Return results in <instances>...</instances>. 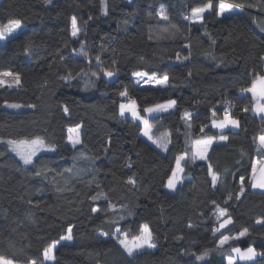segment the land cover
<instances>
[{
    "label": "trees",
    "instance_id": "1",
    "mask_svg": "<svg viewBox=\"0 0 264 264\" xmlns=\"http://www.w3.org/2000/svg\"><path fill=\"white\" fill-rule=\"evenodd\" d=\"M228 2L245 7L230 16L206 13L202 27L182 17L207 0H108L106 16L101 13V0H2L0 24L19 19L24 30L0 45V71L20 72L22 79L20 87H0V138L41 136L57 150L42 152L32 165H24L5 143H0V254L14 256L19 264L36 258L39 264L43 249L60 241L73 226L72 243L56 249L53 264H226V258L217 251L221 233L214 236L213 230L227 217L216 219V205L227 208L233 220L232 225L221 229L229 237L222 251L235 246L264 251V225L256 224L264 219V191H254L248 183L258 156L252 138L264 134V122L251 110L243 111L246 106L251 108V95L240 98V89L250 86L249 74L264 73V61L260 59L264 56V32L260 30L264 0ZM216 4L213 0L214 10ZM161 7L167 10L170 21L156 15ZM73 15L84 29L79 40L71 36ZM166 26L169 32L162 33ZM80 41L86 44L91 64L76 56ZM177 53L180 61L176 60ZM189 54L190 59L184 60ZM96 55H101L105 67L117 71L114 82H105L103 75L99 80L92 77L94 86L90 84L85 90L87 76L61 79L69 70L74 76L81 71L89 76L99 72ZM141 57L150 64L142 63ZM135 71L149 75L168 71L170 86L138 87L132 75ZM124 86L140 108L169 99L177 101L175 108L153 114L158 116L155 120L141 113L154 125L156 137L166 131L172 133L169 152L142 138L141 123L119 116L118 105L126 100L118 93ZM229 102L241 128L225 130L229 141L220 142L226 146L219 147L214 143L209 160L185 163L184 176L188 178L178 194L169 193L164 185L175 167L174 157L185 150V133H191L190 140L218 137L220 131L211 126V114L214 109L215 119H222ZM8 103L36 107L11 110L6 107ZM64 106L69 108L67 114L62 111ZM185 109L193 113L191 129L182 119ZM202 123L208 125L203 132ZM80 124L82 144L73 149L68 144V128ZM245 128L247 131H243ZM81 151L94 159L74 161L73 156ZM208 163L220 175L215 188L205 167ZM45 165L54 171L47 172V178L36 176L35 172ZM73 165V174L56 176ZM133 175L135 187L126 183ZM240 175L245 177L246 191L237 200L240 185L234 176ZM58 186L66 190L58 192ZM101 192L108 194L115 209H109L103 198L91 200ZM91 207L101 211L91 212ZM144 223L159 237L157 248L128 257L115 242V228L138 235V226ZM244 228L250 235L233 240ZM101 232H109L111 237L101 236ZM205 250L209 255L203 262L187 254L199 255Z\"/></svg>",
    "mask_w": 264,
    "mask_h": 264
},
{
    "label": "snow or ice",
    "instance_id": "2",
    "mask_svg": "<svg viewBox=\"0 0 264 264\" xmlns=\"http://www.w3.org/2000/svg\"><path fill=\"white\" fill-rule=\"evenodd\" d=\"M51 0H45V3H50ZM129 3L132 2V0H128ZM254 4H249L248 7H255ZM245 5L241 4H233L228 2V0H217L216 8L214 10L213 0H207V3H205L203 6L195 7L190 15H185L182 17L184 20H190L193 23H199L202 27L204 25L205 21V13H208L209 15H217V16H224L227 14H232L236 9L243 10ZM261 11H264V9H261ZM101 13L102 15L108 14V0H101ZM151 15V13H149ZM158 17H160L164 21H170L169 15L167 13V10L164 7H161L158 12L156 13ZM91 18V17H90ZM87 23V22H85ZM126 24L127 21H124ZM22 24L21 20L19 19H12L9 20L6 24H0V41L7 40L9 37H12L18 29H21ZM170 27L172 29H175L176 31H179V28L176 24H171ZM260 30L264 32V23H261ZM84 32V29H82L80 26H78L77 17L73 15L71 17V36L73 38H76L79 40V37L81 33ZM162 33L169 32V27L166 26L161 29ZM208 34V33H206ZM210 35V34H208ZM152 38L151 36L149 37ZM214 43V41H213ZM65 47H67V44H65ZM86 44L84 41H80V51L76 54L77 57L82 56L84 57L89 64L92 63L91 58H89L88 52L85 50ZM190 47V45L186 46ZM75 52L76 50L73 49ZM105 51V49L102 47L101 52ZM76 57H73L75 59ZM142 63L150 64L149 61H145L142 57L140 58ZM184 60L190 59L189 56L183 57ZM260 59L264 61V56H261ZM176 60L180 61L181 57L179 53L176 55ZM95 61L97 63V66L99 67V72H92L89 76L88 73H85L83 71L76 73V76L73 75L72 71L69 70L67 72V75L62 76L61 79L66 81H71L73 79H76L77 77H85L87 76L88 79L85 81V90L88 89L89 85L94 86V81L92 80V77H95L96 80H99L101 78V75L104 77H107V81L105 82H114V78H117V71L109 70L107 67H105V61L101 60V55L95 56ZM116 61L115 59L112 60V65H115ZM134 77H137V79L134 81L135 85H140L143 81L145 84H151L154 86H158L160 88H168L169 85V73L168 71H163L161 75H157L155 72L152 75H149L147 72H141V71H135L132 73ZM188 75H191V72L188 73ZM250 75V86L249 87H242L240 89L241 99H244L247 94H251L250 96V102H251V108L244 107L243 111L245 113H248L250 110L252 112V115L254 117H259L261 122H264V73H257L253 71ZM10 78V79H7ZM7 85L9 88L11 87H20L22 85V79H21V73L17 71H11V70H5L0 71V87H3ZM172 87H175V85H171ZM119 97L125 98L126 102H121L118 105V112L119 116L121 118L127 119L126 113L130 114L131 119L133 121H139L142 125V135L147 137L149 141L152 142L153 145L156 146V148H159L162 152H169L168 145L172 143L171 136L172 133L170 131H166L160 134L159 137H156L153 133V127L154 125L150 122L149 118L145 115H142L141 113H146L148 116L151 117L152 120H155L158 118L157 115L153 114H160L163 112H167L169 109L174 108L177 104V101L174 99H169L165 103H157L153 106H146L143 108H140V106L137 104L136 100L131 99L128 94V88L127 86H124L122 91H119L118 93ZM229 102V106H230ZM8 108H14V109H20L23 107L27 108H35L36 105L34 104H26L22 105L19 103H8L6 105ZM90 107L96 108V105H90ZM99 111V109H97ZM62 111L67 114L69 112V108L67 106H64L62 108ZM212 119H211V126L213 128H217L220 130V133L217 136H205L199 139L190 140L191 133L186 132L185 133V150L174 157L175 167L171 169L170 175L167 178V182L164 185V187L176 191L177 185H182L184 180L188 177L184 176V164L185 163H195L197 159L201 161H207L209 160L208 152L212 148L213 144L216 143L217 146H226L224 144H221L220 142H227L229 141V136L224 134V130L228 129L229 131H233L236 129L241 128L240 120L237 118H234L230 107L225 108L223 112V118L222 119H215L216 111L213 109L212 111ZM112 117H109L111 119ZM182 119L185 120L186 127L188 129L192 128V119H193V113L189 112L187 109L184 110ZM199 119V117H197ZM207 119V117L205 118ZM208 125L206 123H202L200 125V131L203 132L204 128H206ZM83 127L82 124L77 125L76 127L68 128V141L70 142V145L73 149L77 147V145L82 144L81 136H80V129ZM243 131H247V129H243ZM75 133V135H73ZM254 145H255V151L257 155L259 156V159L256 160V162L251 166V173H250V179L248 181L249 186L251 189H264V134L255 136L252 138ZM0 143H5L11 151L15 152L20 159L23 161L25 165H32L33 164V158L37 156L38 153L41 152H56V145L51 143H46L45 139L41 136H35L34 138H20V139H8L4 140L3 138H0ZM108 144H111V141H108ZM104 151L107 152L108 148H104ZM79 158H91L94 159V157H85L84 152H79V155H74L73 160ZM130 159V158H129ZM239 163V162H237ZM257 165L260 167L257 168ZM128 167H131L130 164L127 165ZM73 167L65 168L62 172H57L56 176H59L61 178H64L65 173L73 174ZM206 170L211 175V186L215 188L220 182V175L213 171V167L211 163L206 164ZM54 169L48 168L46 165L44 167L39 168L36 172V176H45L47 178L46 173L52 172ZM229 170L225 169V172L227 173ZM115 175V173H113ZM235 179L239 180V193L236 195V199L239 200L241 196L245 194V177L243 175H240L239 177H235ZM53 183H56V178L53 177ZM68 178H65V184H68ZM127 184L132 185L135 187L137 185V180L135 179V176H129L126 181ZM195 187V185H193ZM58 192H63L66 189L62 187H57L56 189ZM67 190H74V189H67ZM100 198L105 199L108 201L107 207L109 209H115V205L111 203V200L108 197L107 193H98L95 196L91 197V200L95 201ZM229 199H232L231 194L229 195ZM215 204V201H213ZM227 204V201H225ZM126 207V206H125ZM91 212H100L101 209L97 207H91ZM129 215H133L131 212H129ZM217 220H221L223 217H227L226 219H223L221 223L213 230V235L217 232L221 233L220 237H217L219 239L220 243L217 248V251H220L221 256L226 258V264H237V261H244L246 264H264V251L258 252L256 247L253 246H247L246 248L242 249L241 247L235 246L230 247V250L228 252L222 251L225 244L228 243L229 237L223 235L221 232V229L226 228L228 225L233 224L232 217L230 216L227 208H221L219 205H216V212L214 213ZM120 219H124L123 216L120 217ZM115 223V222H113ZM256 224L258 225H264V219L257 220ZM191 227V225H189ZM72 228L73 226H69L67 228V234L60 237V240L63 241H71L74 239L72 235ZM137 231L139 232L138 235H131V230H125L121 231V228L116 227L115 233L118 234L116 236L115 242L120 245L123 249V251L127 254L128 257L135 258L137 255H141L149 250H153L157 248V244L159 242V237L155 235V233L152 231V229L149 227L148 223H144L142 225L138 226ZM101 236H107L111 237V234L109 232H101ZM249 229L244 228L242 231L239 232V234L235 237H232L233 240L239 241L241 238L249 236ZM131 236V238H129ZM222 237V238H221ZM177 239H182V237H176ZM60 241H53L51 244H49L46 248L43 249L41 258L39 260V264H45L47 261H55L56 257L54 255V249L56 248V245ZM188 255L195 256V259L198 261H206V258L208 257L209 253L207 250H205L203 253L196 255L195 253H187ZM235 254V255H233ZM260 259H257V258ZM0 264H19V261L15 259L14 256H6L4 254H0ZM26 264H38V260L36 258H28ZM222 264H225V261H222Z\"/></svg>",
    "mask_w": 264,
    "mask_h": 264
},
{
    "label": "rangeland",
    "instance_id": "3",
    "mask_svg": "<svg viewBox=\"0 0 264 264\" xmlns=\"http://www.w3.org/2000/svg\"><path fill=\"white\" fill-rule=\"evenodd\" d=\"M126 1H128V0H126ZM2 2V0H0V3ZM237 10V9H236ZM236 10L233 12V13H235L236 12ZM232 13V14H233ZM232 14H230V15H232ZM227 15H229V14H227ZM229 15V16H230ZM223 17V16H222ZM190 21V20H189ZM192 22V21H191ZM24 30V26L22 25V27H21V29H18L17 31H16V33L12 36V37H9L7 40H3V41H0V45H4L9 39H12V38H15V37H17L22 31ZM74 40H77L76 38H73ZM104 79L105 80H107L108 78L107 77H104ZM133 79H134V81L137 79V77H134L133 76ZM116 80V78H114V81ZM109 82H111V81H109ZM138 87H141V88H160V87H158V86H154V85H151V84H145L143 81L141 82V84L140 85H137ZM123 102H126V101H123ZM7 107V106H6ZM8 108V107H7ZM175 108V107H174ZM8 109H11V110H20V109H14V108H8ZM172 109V108H171ZM146 115H148V114H146ZM126 116H127V118H129V119H131V116H130V114H127L126 113ZM132 120V119H131ZM135 122H138V123H140L139 121H135ZM153 131V133H154V130H152ZM73 135H75V133H73ZM82 135V128L80 129V136ZM142 138L145 140V141H147L149 144H151V145H153L152 144V142L151 141H149L148 139H147V137H145V136H143L142 135ZM68 144L70 145V142L68 141ZM71 146V145H70ZM78 146V145H77ZM154 147H156L155 145H153ZM159 149V148H158ZM13 152V151H12ZM42 153V152H41ZM13 154L23 163V161L20 159V157L15 153V152H13ZM40 153H38L37 155H39ZM35 158V157H34ZM33 158V159H34ZM199 160V159H198ZM24 164V163H23ZM25 165V164H24ZM184 182H185V180H184ZM183 182V183H184ZM183 185V184H182ZM182 185H177V189H176V191H172V190H170V189H168L167 188V190H168V192L169 193H171V194H173V195H176V194H178V192H179V190H180V188H181V186ZM72 241L73 240H71V241H63V240H60V242L56 245V248L54 249V254H55V251H56V249L61 245V244H65V243H68V244H70V243H72ZM122 248V247H121ZM153 250H155V249H153ZM233 255H235V254H233ZM257 259H259V257L257 258ZM55 261H47V262H45V264H53ZM237 264H246V262H244V261H237Z\"/></svg>",
    "mask_w": 264,
    "mask_h": 264
},
{
    "label": "crops",
    "instance_id": "4",
    "mask_svg": "<svg viewBox=\"0 0 264 264\" xmlns=\"http://www.w3.org/2000/svg\"><path fill=\"white\" fill-rule=\"evenodd\" d=\"M133 1H134V0H132V2H133ZM132 2H131V3H132ZM205 14H206V13H205ZM226 14H227V13H226ZM226 14H225V15H226ZM249 95H251V94L249 93ZM213 129H215V130H217V131H220V130L217 129V128H213ZM225 130H228V129H225ZM225 130H224V131H225ZM257 159H259V156H257V158L255 159V162H256ZM255 162H254V163H255ZM259 167H260V166L257 165V168H259ZM253 190H254V191H264V189H253Z\"/></svg>",
    "mask_w": 264,
    "mask_h": 264
},
{
    "label": "built area",
    "instance_id": "5",
    "mask_svg": "<svg viewBox=\"0 0 264 264\" xmlns=\"http://www.w3.org/2000/svg\"><path fill=\"white\" fill-rule=\"evenodd\" d=\"M228 107H230L229 104H225V108H228Z\"/></svg>",
    "mask_w": 264,
    "mask_h": 264
}]
</instances>
